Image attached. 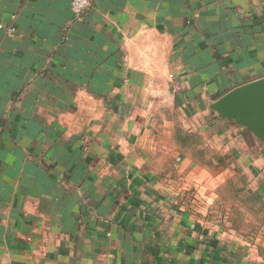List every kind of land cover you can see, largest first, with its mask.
<instances>
[{
	"label": "crops",
	"instance_id": "1",
	"mask_svg": "<svg viewBox=\"0 0 264 264\" xmlns=\"http://www.w3.org/2000/svg\"><path fill=\"white\" fill-rule=\"evenodd\" d=\"M264 0H0V264H264Z\"/></svg>",
	"mask_w": 264,
	"mask_h": 264
},
{
	"label": "water",
	"instance_id": "2",
	"mask_svg": "<svg viewBox=\"0 0 264 264\" xmlns=\"http://www.w3.org/2000/svg\"><path fill=\"white\" fill-rule=\"evenodd\" d=\"M221 106L264 130V79L234 89L223 98Z\"/></svg>",
	"mask_w": 264,
	"mask_h": 264
},
{
	"label": "built area",
	"instance_id": "3",
	"mask_svg": "<svg viewBox=\"0 0 264 264\" xmlns=\"http://www.w3.org/2000/svg\"><path fill=\"white\" fill-rule=\"evenodd\" d=\"M70 11L73 15H80L88 6L89 0H69Z\"/></svg>",
	"mask_w": 264,
	"mask_h": 264
}]
</instances>
